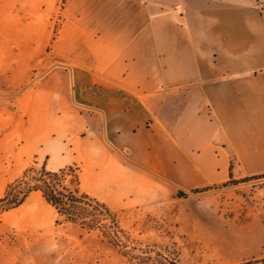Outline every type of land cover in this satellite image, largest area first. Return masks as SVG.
<instances>
[{
    "label": "crops",
    "instance_id": "0c3cea01",
    "mask_svg": "<svg viewBox=\"0 0 264 264\" xmlns=\"http://www.w3.org/2000/svg\"><path fill=\"white\" fill-rule=\"evenodd\" d=\"M182 1L64 0L53 38L50 11L0 6V197L73 167L111 214L212 198L184 211L264 220V0ZM10 212L21 235L56 226L38 191Z\"/></svg>",
    "mask_w": 264,
    "mask_h": 264
},
{
    "label": "rangeland",
    "instance_id": "374dc122",
    "mask_svg": "<svg viewBox=\"0 0 264 264\" xmlns=\"http://www.w3.org/2000/svg\"><path fill=\"white\" fill-rule=\"evenodd\" d=\"M225 1L232 3L234 0ZM63 2L0 0V6L50 11L49 30L53 38ZM161 3L166 7L183 1L161 0ZM42 57L36 58L32 76L45 71L40 68L44 66L40 61ZM176 197L178 200L181 196L177 194ZM235 198L245 200L247 194L241 191ZM224 200L227 201V197ZM213 202L212 198L185 202L178 206L175 216L171 215L170 205L143 209L134 214L116 212L111 216L112 223L100 222L92 231L57 217L56 226L41 236L19 234L8 223L19 213L2 212L0 264H159L156 255L179 264H238L241 260L264 257V220L252 221L246 225V230L244 227L239 229L241 225L234 221L226 223L228 218L221 220L200 215L193 218L194 215L184 211H190V208L206 211ZM256 211L248 207L243 216L249 218L247 216L255 215ZM212 215L206 213L205 216ZM147 257H151V261L146 263Z\"/></svg>",
    "mask_w": 264,
    "mask_h": 264
},
{
    "label": "trees",
    "instance_id": "16d2710c",
    "mask_svg": "<svg viewBox=\"0 0 264 264\" xmlns=\"http://www.w3.org/2000/svg\"><path fill=\"white\" fill-rule=\"evenodd\" d=\"M38 191L58 218L77 224L85 231H92L100 222H113L112 214L100 202L83 193L79 186L78 169L65 167L50 171L43 165L27 167L0 197V213L20 207ZM198 192V191H197ZM159 264H179L156 255ZM151 257L144 259L150 262Z\"/></svg>",
    "mask_w": 264,
    "mask_h": 264
}]
</instances>
